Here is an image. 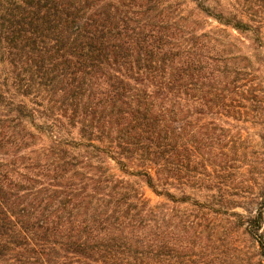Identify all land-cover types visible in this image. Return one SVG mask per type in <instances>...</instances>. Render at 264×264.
Returning <instances> with one entry per match:
<instances>
[{"label":"trees","instance_id":"trees-1","mask_svg":"<svg viewBox=\"0 0 264 264\" xmlns=\"http://www.w3.org/2000/svg\"><path fill=\"white\" fill-rule=\"evenodd\" d=\"M251 6L0 0V264H264Z\"/></svg>","mask_w":264,"mask_h":264},{"label":"rangeland","instance_id":"rangeland-1","mask_svg":"<svg viewBox=\"0 0 264 264\" xmlns=\"http://www.w3.org/2000/svg\"><path fill=\"white\" fill-rule=\"evenodd\" d=\"M252 0H230V8L235 14L239 10L243 9V18L246 20L247 24L250 25L249 22L250 16L252 17V12L254 11V7L251 6ZM262 12L264 14V7L262 8ZM262 14V15H263ZM264 16V15H263ZM231 42L233 44V55L237 56L236 46L237 40L243 42L240 45V50L245 57L243 64H245L251 71L257 70V76L262 78V90L264 89V27L260 29L258 33V39H255V32L252 28H247L239 31L236 28H231ZM152 201H156L157 198L148 193ZM264 228V226H263Z\"/></svg>","mask_w":264,"mask_h":264}]
</instances>
